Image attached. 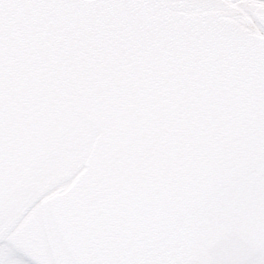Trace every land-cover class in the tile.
<instances>
[{"label":"snow or ice","instance_id":"1","mask_svg":"<svg viewBox=\"0 0 264 264\" xmlns=\"http://www.w3.org/2000/svg\"><path fill=\"white\" fill-rule=\"evenodd\" d=\"M264 264V0H0V264Z\"/></svg>","mask_w":264,"mask_h":264},{"label":"rangeland","instance_id":"2","mask_svg":"<svg viewBox=\"0 0 264 264\" xmlns=\"http://www.w3.org/2000/svg\"><path fill=\"white\" fill-rule=\"evenodd\" d=\"M12 261L13 264H27V259L22 252L14 253Z\"/></svg>","mask_w":264,"mask_h":264},{"label":"flooded vegetation","instance_id":"3","mask_svg":"<svg viewBox=\"0 0 264 264\" xmlns=\"http://www.w3.org/2000/svg\"><path fill=\"white\" fill-rule=\"evenodd\" d=\"M21 252L25 255L27 260L30 258V253H28L27 251H21Z\"/></svg>","mask_w":264,"mask_h":264}]
</instances>
